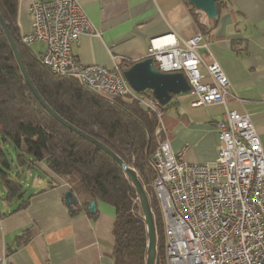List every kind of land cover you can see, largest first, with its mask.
Returning <instances> with one entry per match:
<instances>
[{"label": "crops", "instance_id": "obj_1", "mask_svg": "<svg viewBox=\"0 0 264 264\" xmlns=\"http://www.w3.org/2000/svg\"><path fill=\"white\" fill-rule=\"evenodd\" d=\"M37 0H19L20 33L31 29L29 7ZM94 31L83 33L73 45L82 63L108 68L149 56L153 37L169 32L188 38L199 32L185 0H78ZM205 36L210 50L206 62L216 60L230 79L227 103L193 105L192 97H177L176 104L162 110L164 135L173 150L188 161L213 162L218 133L215 123L227 108L248 113L259 132L264 150V0H226L219 19ZM39 55L43 42L29 44ZM201 68L206 72V67ZM49 178L40 182L25 206L4 199L0 182V264H114V205L96 200L97 210L75 212L65 202L70 185L45 162L37 164ZM45 182V183H44ZM28 196V193H27ZM16 209V210H14ZM28 240L18 244L25 233Z\"/></svg>", "mask_w": 264, "mask_h": 264}, {"label": "built area", "instance_id": "obj_2", "mask_svg": "<svg viewBox=\"0 0 264 264\" xmlns=\"http://www.w3.org/2000/svg\"><path fill=\"white\" fill-rule=\"evenodd\" d=\"M29 10L31 29L21 39L45 44L38 57L53 72L111 100L136 99L157 114L155 134L162 138L151 157L152 186L164 215L167 264H264V150L250 115L227 108L215 123V160L188 161L164 135L154 96L135 91L120 65H86L76 57L73 45L94 31L78 0H37ZM208 50L200 31L188 38L169 32L150 40L148 55L157 69L186 75L193 105L226 104L234 97L231 82L218 61H205Z\"/></svg>", "mask_w": 264, "mask_h": 264}, {"label": "trees", "instance_id": "obj_3", "mask_svg": "<svg viewBox=\"0 0 264 264\" xmlns=\"http://www.w3.org/2000/svg\"><path fill=\"white\" fill-rule=\"evenodd\" d=\"M225 2H216L219 15ZM185 3L200 32L205 34L214 27L204 23L193 4L188 0ZM18 8L19 0H0V14L35 87L60 116L107 145L135 168L155 218L158 239L155 264H167L164 215L152 186L151 157L162 138L155 134L157 114L136 99L121 96L111 100L89 90L76 77L53 72L30 45L22 41ZM123 63H128L121 65L125 69L134 62ZM139 93L153 96L150 89ZM174 97L160 105L161 110L175 105ZM7 144L14 150L10 157ZM40 161L70 185L78 200L75 212L87 209L92 199L115 206L114 264H146L148 233L135 187L110 154L62 124L41 104L28 85L0 22V182L9 204L20 200L16 209L25 206L33 195L26 196L22 175ZM17 239L21 244L28 236L25 232Z\"/></svg>", "mask_w": 264, "mask_h": 264}, {"label": "water", "instance_id": "obj_4", "mask_svg": "<svg viewBox=\"0 0 264 264\" xmlns=\"http://www.w3.org/2000/svg\"><path fill=\"white\" fill-rule=\"evenodd\" d=\"M193 4L196 9L205 13L210 21H217L219 19V12L216 2L218 0H188ZM0 22L5 30V33L10 41L13 52L17 58L18 64L22 70V73L31 88L34 95L41 102V104L62 124L74 130L76 133L80 134L84 138L90 140L108 154H110L118 164L124 169L129 181L135 187L140 205L142 207L144 219L146 222L148 242H147V253H146V264H155L157 255V229L155 224V218L153 211L151 209L150 199L146 192L145 186L140 179L137 171L134 167L128 165L117 153L110 149L107 145L96 139L95 137L89 135L83 130L79 129L75 125L68 122L62 116H60L41 96L37 88L35 87L27 68L24 64L21 53L18 46L11 34V31L7 23L3 20L0 14ZM124 75L131 85V87L137 91L141 92L147 89L152 91L153 96L159 101L161 105L167 104L173 95L187 93L191 89V85L188 78L182 71L175 72H163L154 66V57L147 56L143 59L135 61L131 65H127L123 69ZM64 199L66 204L71 210H74V206L78 203L76 196L72 190H68ZM88 210L90 213H95L97 210L96 200L92 199L89 202Z\"/></svg>", "mask_w": 264, "mask_h": 264}, {"label": "rangeland", "instance_id": "obj_5", "mask_svg": "<svg viewBox=\"0 0 264 264\" xmlns=\"http://www.w3.org/2000/svg\"><path fill=\"white\" fill-rule=\"evenodd\" d=\"M180 96L192 97L193 98V95H192V93L190 91L187 92V93L175 94V97L173 99V104H174V100L176 101L177 97H180ZM171 107L172 106L167 107L166 110L171 109ZM6 148L9 149V152H10L9 153V157L12 154L14 155V150H13L12 146L7 144ZM40 177L44 178L46 181L49 180V178L45 175V173L37 166L35 168L30 169L29 171H25L23 173V175L21 177V181L24 184L25 188L27 189L28 195L31 193L32 190H35L38 187L39 182H40ZM1 189H3V187H1ZM27 193H26V196H27ZM160 243H162V238L160 239Z\"/></svg>", "mask_w": 264, "mask_h": 264}]
</instances>
